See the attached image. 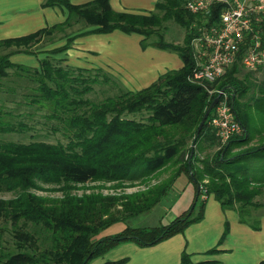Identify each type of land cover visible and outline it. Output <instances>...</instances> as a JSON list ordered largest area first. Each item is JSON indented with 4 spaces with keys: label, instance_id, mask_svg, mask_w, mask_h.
<instances>
[{
    "label": "trees",
    "instance_id": "1",
    "mask_svg": "<svg viewBox=\"0 0 264 264\" xmlns=\"http://www.w3.org/2000/svg\"><path fill=\"white\" fill-rule=\"evenodd\" d=\"M185 2L158 0L149 14H136L115 11L108 0L84 4L46 0L44 5L64 6V21L0 39V48L6 49L0 52V135L31 128L21 119L29 112H20L17 106L36 103L46 109L43 116L52 122V131L63 137L56 142L0 137V191L14 192L9 198L0 197V264H88L120 242L151 246L184 233L190 224L200 221L209 195L223 210H234L239 222L260 229L264 200L257 197L264 195V143L249 145L252 137L245 107L264 103V87H259L261 94H251L248 103L241 102L250 72L244 75L237 62L206 85L190 80L195 65L192 39L200 34V27L217 21L221 4L212 6L210 14H202L188 10ZM167 20L186 30L183 44L163 38ZM88 26L91 28L84 29ZM115 29L141 35L142 48L153 46L177 53L182 66L160 73L137 90H125L99 102L85 98L98 81V73L61 66L57 63L61 59L52 54L71 47L78 36ZM62 38L65 42L61 45L39 49L38 45L47 39L53 42ZM41 51L49 55L38 59V67L9 58L16 52ZM19 70L33 75L23 81ZM207 87L223 89L228 94L241 125V131L223 144L209 123L213 109L196 135L206 108L217 95ZM206 148L209 151L204 152ZM201 152L204 155L199 156ZM165 171L168 174L164 178H157ZM182 172L194 182L192 210L189 208L168 223L131 226L132 218L150 212L168 195ZM93 182H112L111 188L122 191L104 193L101 184L86 186ZM134 186L143 187L125 191ZM34 189L61 194L40 195ZM80 189L81 193L75 192ZM260 208L262 212L256 214ZM117 222L126 226L115 234H101ZM228 230L225 221L219 241ZM5 233H9V240L3 238ZM217 250L212 247L205 253ZM215 263L194 262L185 248L180 254L179 264ZM258 264H264V260Z\"/></svg>",
    "mask_w": 264,
    "mask_h": 264
},
{
    "label": "crops",
    "instance_id": "2",
    "mask_svg": "<svg viewBox=\"0 0 264 264\" xmlns=\"http://www.w3.org/2000/svg\"><path fill=\"white\" fill-rule=\"evenodd\" d=\"M45 1L0 0V39L22 36L42 27L64 21L67 16V10L64 6L59 4L44 5ZM68 1L72 4H84L91 0ZM108 1L111 8L115 11L149 14L155 9V3L158 0ZM88 28L91 27L88 26L84 29ZM141 38L142 36L137 33L128 34L118 29L107 33L85 34L75 38L71 47L63 52L54 53L52 56L65 61L74 59L73 65L68 67L90 69L92 68L90 66L96 67L93 64L95 61L91 59V56L94 55L83 49L98 50L97 58L99 60H109L108 55H111L115 61H123L119 63L127 64L135 70L139 66L131 64L134 60V58L129 56L132 50L123 46L124 43L131 42L134 44L133 49L149 60V65H147L145 72L156 69V75L158 76L168 69H176L182 66V62L174 53L158 48L159 51L152 46L143 49L140 46ZM59 41L61 43L57 44L61 45L65 42V38ZM47 55L49 54L43 51L37 54L16 52L11 54L9 58L15 63L38 67V59ZM169 58L173 60L174 66L168 62ZM84 61H87V63H84ZM154 78L155 76H152L150 81ZM205 200L203 218L190 224L184 233H178L151 246H138L131 241L120 242L103 256L93 258L88 264H103L106 261H116L123 258L125 260L119 264H179L180 254L184 248L191 254V259L194 262L214 260L217 261L215 264H258L260 260H264V215L261 216L260 229L254 230L248 225L239 222L234 210H223L220 203L212 195L207 196ZM180 211L166 212L163 223L170 222L185 210H182L183 212ZM225 221L229 224V230L226 236L219 241L224 230ZM212 247H216L218 250L214 253L206 254L205 251ZM115 249L116 251H113Z\"/></svg>",
    "mask_w": 264,
    "mask_h": 264
},
{
    "label": "rangeland",
    "instance_id": "3",
    "mask_svg": "<svg viewBox=\"0 0 264 264\" xmlns=\"http://www.w3.org/2000/svg\"><path fill=\"white\" fill-rule=\"evenodd\" d=\"M164 26L166 27V30H165V35L163 38L166 41L176 43V44H183L184 37L187 32L182 26H180L173 20H167L166 22H164ZM75 27H77V25ZM59 40L60 39H56L55 41L52 42L51 40L47 39L38 45L39 49L52 47L53 45L54 46L58 45L57 43H61V41ZM123 46L126 48H130V50H132V52L129 54L130 57L134 58L131 64L133 66L138 65L139 66L138 69L134 68L135 70H133L132 67H130L129 65L127 64L124 65V64L119 63L123 61H115L113 59V56L111 55H108L109 60H106V61L99 60V58H97L98 50L90 51V50L83 49L84 51H89L90 53H92V55H94V56H91V59L92 61H95V63L93 64H95L97 68L90 66L92 67L90 68L91 69L90 74L98 73V78H97L98 81L93 84V89L85 94V98H89L90 100L99 102L106 96H113V95L121 94L125 90H137L141 87L147 86L148 84H150V82L154 81L155 78H157L156 71H155L156 69L151 70L150 68L151 70L150 72H145L147 69V65H149V60L147 57L141 56L140 55L141 53L138 54L139 52L133 49L134 48L133 43L131 42L124 43ZM146 47H149V46H146ZM156 49L159 50L160 48L159 49L156 48ZM5 50L6 49L4 48H0V52H4ZM163 51L174 53L177 55V53L172 52V51H168V50H163ZM177 57L182 62V60L180 59L178 55ZM73 61L74 59L66 60V61L60 60L57 63L61 66L68 67V66L73 65L72 64ZM126 62H129V61H126ZM168 62L172 66H174V62L172 59L169 58ZM84 63H87V61H84ZM69 68L73 69V67H69ZM97 69H101V71L97 72ZM18 72L20 73L21 76L24 77L23 81L27 79L29 74L33 75L32 72L23 71V70H19ZM242 72L245 75L246 71L243 70ZM249 72H250V77L248 78V81L245 84V86L247 84L248 86L245 88L244 95L239 98L241 102H247V103L250 101L249 97L251 96V94L253 93L255 95L261 94L259 87L260 86L264 87V66H261L258 69L254 71H249ZM74 73H78V72L75 70ZM243 74L242 73L238 74L239 78L243 79L244 78ZM152 76H155V78L152 81H150V78ZM22 90L23 89H20V91ZM19 97L20 96H17V99H20ZM17 109L18 111L23 112V113L24 111L29 112V116L22 115L21 119L25 120L29 125H31V128L27 129L25 132H12V133L1 134L0 137H2L1 138L2 140H16V141H22V142H30L33 140H44L47 142H56L58 138L63 139L62 134L60 132L52 131L50 127L52 122H50L49 120L47 121V119L43 116V114L46 112V109L40 107L39 104H36V103L20 104V106H17ZM263 109H264V103L259 106L246 105L245 107V111L247 115V127H248L249 134L252 137L249 142V145H256L259 143H264V111ZM253 137H256L257 139ZM220 142L222 143L221 140ZM206 151H209V149L206 148L204 152ZM204 152L199 153V156L204 155ZM167 174L168 172L165 171L162 174H160L157 178L162 179ZM155 180L156 179H154L152 182H154ZM98 184H101L105 187L101 189L102 192L104 193H113L117 191H122L121 189L111 188V185H113L112 182H104V183L93 182V183H89L88 185L86 184V186H92V185H98ZM42 185L44 187H49V185L47 184H42ZM142 187L143 186L128 187V188H125V191L130 192V191H134L139 188H142ZM34 191L37 194L48 195L51 197L59 196L61 194L59 191L36 190V189H34ZM82 191L83 190L80 189L75 192L81 193ZM13 195H14V192L0 191L1 198H9ZM194 196H195L194 182L190 180L189 176L185 172H182L176 178L168 195L158 205H156L152 210H150V212L140 214L132 218L129 224H131V226H153V225H158L160 223H163L164 221L163 218L166 217L165 215L166 212L168 211L174 212L176 210H181V211L188 210L194 200ZM257 199L260 201H263L264 195L258 196ZM260 212H262V208L258 209L256 211V214H259ZM125 226H126V223L117 222L105 228L101 232V234L102 235L115 234L121 231ZM3 238L6 240H9L10 239L9 233H5L3 235ZM113 251H116V249Z\"/></svg>",
    "mask_w": 264,
    "mask_h": 264
},
{
    "label": "built area",
    "instance_id": "4",
    "mask_svg": "<svg viewBox=\"0 0 264 264\" xmlns=\"http://www.w3.org/2000/svg\"><path fill=\"white\" fill-rule=\"evenodd\" d=\"M216 4H221L217 21L200 27V34L192 39L195 65L189 78L204 85L223 76L236 62L245 71L264 66V0H186L185 7L210 14ZM207 89L219 94L209 123L225 143L241 131V125L228 94Z\"/></svg>",
    "mask_w": 264,
    "mask_h": 264
},
{
    "label": "water",
    "instance_id": "5",
    "mask_svg": "<svg viewBox=\"0 0 264 264\" xmlns=\"http://www.w3.org/2000/svg\"><path fill=\"white\" fill-rule=\"evenodd\" d=\"M218 99H219V94H217V95L214 97V99L211 101V103H210V104L208 105V107L206 108V110H205V112H204V114H203V116H202V119L200 120V123H199V125H198L197 131H196V135L199 134V131H200L201 127L203 126V124H204L206 118L208 117V115H209V113L211 112V110H212V108L214 107V105L218 102ZM199 189H200V187L197 186V193L199 192ZM193 205H194V204L192 203L191 206H190L189 211L192 210Z\"/></svg>",
    "mask_w": 264,
    "mask_h": 264
}]
</instances>
